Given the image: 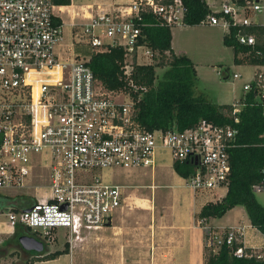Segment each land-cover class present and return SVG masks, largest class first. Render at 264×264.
<instances>
[{
  "label": "built area",
  "instance_id": "built-area-1",
  "mask_svg": "<svg viewBox=\"0 0 264 264\" xmlns=\"http://www.w3.org/2000/svg\"><path fill=\"white\" fill-rule=\"evenodd\" d=\"M56 9L61 6L55 0H0V193L30 186L27 181L38 167L48 175L45 195L31 196L27 206L6 210L9 224H22L47 245L57 241L59 233L64 244L73 245L108 225L121 204V184L107 179L109 170L153 167L159 146L167 148L174 161L190 164L184 178L195 192L206 195L227 187L228 149L238 144L239 112L254 102L264 112V63L253 64L255 70L243 80L241 95L230 102L232 122L201 118L183 129H149L135 119L129 92L106 88L88 64L89 54L77 50L75 43L91 51L121 45L123 72L129 85L137 88L129 77L133 63L152 62L157 52L139 41L141 29L135 19L145 11L161 24H183L184 1L129 0L121 7L87 12V21L79 24L64 53L59 51L63 27ZM211 9L201 22L226 31L232 25L264 24V0H221ZM235 37L243 44L255 42L252 32L239 31ZM242 75L231 73L233 78ZM260 135L264 144V129ZM263 188V180L252 185L254 191ZM204 228L205 244L214 252L223 243L232 246L242 234V227ZM232 252L264 257L246 251L243 242Z\"/></svg>",
  "mask_w": 264,
  "mask_h": 264
},
{
  "label": "trees",
  "instance_id": "trees-1",
  "mask_svg": "<svg viewBox=\"0 0 264 264\" xmlns=\"http://www.w3.org/2000/svg\"><path fill=\"white\" fill-rule=\"evenodd\" d=\"M185 5L184 21L187 24H197L212 9L206 0H183ZM242 3L244 0H233ZM58 4H69L71 0H55ZM140 19H135L141 29L139 41L156 51L155 61L149 63H133L130 73L137 88L128 83V77L123 72L124 49L121 45H109L105 50L91 51L89 48L88 64L94 75L102 84L111 90L122 89L131 95L135 107V119L149 129L172 128L183 129L191 126L201 118L217 124L230 123L228 111L230 103H219L208 99L202 93L194 92L196 68L192 59L184 53H176L171 47V26L159 23L155 15L143 11ZM239 31L252 32L255 42L252 45L237 41L235 35ZM223 43L231 46L234 60L237 63H264V24L232 25L223 34ZM165 67L160 76L156 67ZM228 72V70H226ZM226 76V73H225ZM145 86V89L139 88ZM237 123L239 131L236 136L237 145L230 147L229 159L231 171L225 194L216 200L205 202L198 217L206 219L210 216L220 217L235 205L244 207L251 225L264 236V205L260 203L252 189L256 182L264 181V144L260 133L264 129V112L259 103H247L240 112ZM173 167L182 176L191 171L186 160L174 161ZM2 199L0 208L5 205L18 209L27 206L31 196H22L16 202L5 203ZM1 209L0 211H2ZM27 228L16 223L12 236L4 239L0 245V256L11 240ZM207 232L204 228V238ZM17 243V242H16ZM67 244V243H66ZM241 244L234 240L232 246L221 244L217 251L204 245V264H264V257L255 254L236 256L232 249ZM19 245V243H18ZM2 250V251H1ZM246 251L250 252L249 248ZM67 252V247L47 251L41 256L31 257L28 264L37 259L54 258Z\"/></svg>",
  "mask_w": 264,
  "mask_h": 264
},
{
  "label": "rangeland",
  "instance_id": "rangeland-1",
  "mask_svg": "<svg viewBox=\"0 0 264 264\" xmlns=\"http://www.w3.org/2000/svg\"><path fill=\"white\" fill-rule=\"evenodd\" d=\"M94 1L71 0L70 11L71 13L76 11L77 14L71 22L72 26L70 24L72 35L69 30V21L65 23L62 40L66 43H63L61 50L57 48L61 53L69 49L75 32L80 29L79 24L83 23L78 22L82 19V13L87 10L88 4ZM96 6L97 4H92V7ZM89 7L92 8L91 5ZM56 12L68 20L67 14L61 13L58 9H56ZM86 15H88L87 11ZM258 15L261 16V14ZM83 17L84 19L87 18L86 16ZM73 23L75 24L73 25ZM225 31L226 29L221 25H211L203 22L172 26L173 46L179 52L190 56L194 62L197 73L193 87L194 92L202 93L208 99L219 103H230L237 99L243 91V80L246 77H251L255 70V66L251 63L235 62L232 47L224 44L222 40ZM75 48L85 54L89 52L87 45L83 43H75ZM155 58L156 56L153 57L152 61H155ZM164 69L165 67L157 66V75L160 76ZM226 70L230 72V76H225ZM232 71H241L243 75L239 78H233L231 76ZM46 173L45 168L38 167L27 181L30 186L1 193L7 195L10 200L19 199L22 196L25 198V195L32 197L45 195L48 190V175ZM108 174L107 179L112 182L125 184L121 189L125 190L127 195L122 197L121 203L126 205V214L122 215L119 207L113 214V224L115 225L113 228H106L104 231H99V234L87 233L81 240L76 241L71 246L68 243H63L65 237L62 236V233H59L58 240L48 244V249L51 251L67 247V256L70 260L72 256H75L76 262L74 264H150L151 261L155 263L165 262L164 249L155 247L156 242H151V233L149 234L148 228L151 229L150 211L152 206L153 210L154 207L156 208L157 216L160 203L163 201V192L166 193L172 189L169 185H164V183L172 182L170 166H168V163H163L161 167L157 165L153 172L150 168H137L129 171L117 168L109 170ZM154 183L156 184L155 188H153ZM217 192L223 194L225 188H219ZM254 193L257 200L264 205V188L254 191ZM206 197L210 196L207 194L202 195L201 199L198 200L203 201ZM8 208L3 209L4 213ZM4 213L0 214V219L5 218ZM223 220L224 218H215L211 223L220 225L223 224ZM196 221L203 228L209 226L205 219L200 221V217H197ZM210 226L212 227V225ZM124 233L125 237H123ZM5 237H7V234L0 236V242ZM156 240H159V237H156ZM258 252L264 256L261 249ZM37 256L33 255V257ZM24 258L25 256L18 246H8L5 249V254L0 257V264H21L26 261ZM39 264L53 263L41 262Z\"/></svg>",
  "mask_w": 264,
  "mask_h": 264
},
{
  "label": "crops",
  "instance_id": "crops-1",
  "mask_svg": "<svg viewBox=\"0 0 264 264\" xmlns=\"http://www.w3.org/2000/svg\"><path fill=\"white\" fill-rule=\"evenodd\" d=\"M129 0H95L93 3H89L88 5L97 4L98 6L87 8V12L95 14L100 9H113L117 7H121L126 5ZM210 7H217L219 5V0H206ZM58 4V3H57ZM61 6V13H65L68 16V20L63 18L61 14H59L60 20L62 21V27L64 32L65 23L68 22L70 34L72 35V21L74 16L77 14L76 11L71 13L70 5L69 4H58ZM66 8V9H63ZM90 8V9H88ZM85 12L82 14L81 21L78 22H85L87 18L84 19ZM71 24V26H70ZM172 33V27H171ZM173 34V33H172ZM173 36V35H172ZM62 43H66L63 42ZM171 47L176 53L179 50L175 49L173 46L172 38H171ZM187 55V54H186ZM188 56V55H187ZM190 57V56H189ZM191 58V57H190ZM192 59V58H191ZM155 163L153 167H135L130 169L124 170H133L137 168H150L153 172L155 167H161L163 163H168L170 166V174L172 176V182L164 185H169L172 187L170 191L166 193L163 192V198L160 203L159 211L156 216V208L153 206L150 213V219L152 220L151 229H149V234L151 233V242L155 243V247H159L164 249L165 258L164 261L171 263V264H204V228L200 223H197L196 219L198 217V212L201 209V206L209 201V200H216L221 198L225 192L227 187L225 188V192L223 194H219L217 191L219 188L214 189L211 193H208L210 197H206L203 201L198 200L201 199L202 194L195 192L189 185L185 182V176L180 175L175 168L173 167V158L170 155V151L162 146L157 147L155 152ZM120 169V168H118ZM125 184H121L123 187ZM156 184L154 183L153 188H155ZM161 185V184H159ZM0 195L6 199L5 203L9 204L10 202H16L17 199L10 200L8 199L7 195L0 193ZM125 190H122V197L126 196ZM126 198V197H125ZM3 199V200H4ZM8 207L7 205L4 207ZM120 211L122 215L126 214V205L120 204ZM4 208H0L4 209ZM117 208V209H118ZM116 209V210H117ZM4 211H0V214H3ZM115 213V212H114ZM113 213V214H114ZM5 218L0 219V236L7 234V237L3 238L0 242L4 241V239L9 238L12 236L14 232V227H12L8 220L7 216L4 213ZM218 218L223 219V224L214 225L212 224V220ZM207 224L212 225V227L216 228L217 230L221 231L230 227H242V234L239 235V241L243 242L246 248L254 252L262 250L264 252V236L263 234L253 225H251L250 220L246 214V211L243 206L235 205L228 209L222 216L220 217H213L210 216L205 219ZM24 227L22 224H20ZM115 225L113 224V215L111 221L108 225L103 226L99 230L93 231L92 233L99 234V231H104L106 228H113ZM25 228V227H24ZM28 229V228H27ZM125 237V233L123 235ZM156 237H159V240H156ZM9 246L17 247L15 239L11 240V244ZM8 247V246H7ZM6 247V248H7ZM48 248V245H47ZM50 251V250H48ZM52 251V250H51ZM99 254V253H98ZM41 255V254H36ZM68 253L64 252L59 254L54 258L48 259H37L33 262V264H39L41 262H50L53 264H74L76 262L75 256L70 258L67 256ZM2 257V256H0ZM162 263V262H160Z\"/></svg>",
  "mask_w": 264,
  "mask_h": 264
},
{
  "label": "water",
  "instance_id": "water-1",
  "mask_svg": "<svg viewBox=\"0 0 264 264\" xmlns=\"http://www.w3.org/2000/svg\"><path fill=\"white\" fill-rule=\"evenodd\" d=\"M19 243L25 249H34L41 251L44 248V242L32 235L21 234L18 236Z\"/></svg>",
  "mask_w": 264,
  "mask_h": 264
},
{
  "label": "flooded vegetation",
  "instance_id": "flooded-vegetation-1",
  "mask_svg": "<svg viewBox=\"0 0 264 264\" xmlns=\"http://www.w3.org/2000/svg\"><path fill=\"white\" fill-rule=\"evenodd\" d=\"M2 199H4L1 195H0V203H2L1 201H2ZM6 206V205H5ZM4 206V207H5ZM21 234H28V235H32L31 234V230H29V229H27V230H24L23 232H21V233H19L18 235H17V240H16V244H17V246L19 247V249L21 250V252L23 253V255L25 256V258L24 259H26V261L24 262H22L23 264H28V262H29V259L31 258V257H33V255H36V254H44V253H46L49 249L47 248V244H45L44 243V248L41 250V251H37V250H34V249H25V248H23L22 246H21V244L19 243V240H18V236L19 235H21ZM18 243H19V245H18ZM21 263V264H22Z\"/></svg>",
  "mask_w": 264,
  "mask_h": 264
},
{
  "label": "bare ground",
  "instance_id": "bare-ground-1",
  "mask_svg": "<svg viewBox=\"0 0 264 264\" xmlns=\"http://www.w3.org/2000/svg\"><path fill=\"white\" fill-rule=\"evenodd\" d=\"M72 5H70V7H71ZM63 9H66V8H63Z\"/></svg>",
  "mask_w": 264,
  "mask_h": 264
}]
</instances>
